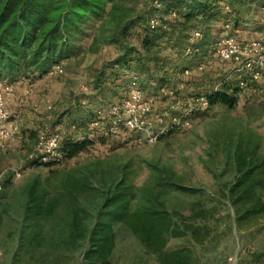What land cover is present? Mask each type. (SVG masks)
I'll list each match as a JSON object with an SVG mask.
<instances>
[{"label": "rangeland", "instance_id": "rangeland-1", "mask_svg": "<svg viewBox=\"0 0 264 264\" xmlns=\"http://www.w3.org/2000/svg\"><path fill=\"white\" fill-rule=\"evenodd\" d=\"M118 2L138 12L158 8L155 0ZM223 26L221 18L209 22L213 44L197 56L189 55L177 35L169 45L140 51L159 64L149 63L136 75L133 69L110 72L107 63L119 50L101 44L90 49L89 39L82 53L63 64L62 73L0 81V90L13 89L7 107L18 128L0 142V264H82L107 198L123 179L134 193L129 213L157 206L206 231L203 242L171 243L190 247L198 264H231L238 247L264 252V78L253 80L216 59ZM228 33L240 45L264 38V14L242 7L238 25ZM92 35L97 36L96 27ZM126 42L138 48L134 39ZM133 80L140 90L131 109L135 125L123 123L131 116L126 111L122 129L110 127L106 139H95L72 159L32 165L43 137L57 133L62 142L104 133L106 121L88 125L92 114L105 118L114 106L123 108ZM222 83L231 86L229 93L240 89L232 108L193 103L197 94L221 89ZM143 103L149 106L145 115L138 109ZM178 186L197 191L183 193ZM33 189L54 201L50 217L25 218ZM252 209L260 213L246 215ZM199 212L203 217L194 219ZM112 228L111 264L151 263L125 224L113 222Z\"/></svg>", "mask_w": 264, "mask_h": 264}, {"label": "trees", "instance_id": "trees-1", "mask_svg": "<svg viewBox=\"0 0 264 264\" xmlns=\"http://www.w3.org/2000/svg\"><path fill=\"white\" fill-rule=\"evenodd\" d=\"M118 1L0 0V81L13 82L19 77L29 76L42 79L56 73L54 68L60 66L63 69L64 63L83 52L89 39L90 49L101 44L119 50L118 56L107 63L110 72L133 69L136 75L138 70H147L149 63L159 64L157 57L143 56L140 51L147 53L165 43L169 45L172 37L177 35L183 39L189 55L197 56L200 48L208 49L213 44L214 40L209 39L210 21L221 18L224 24H230L235 30L241 19L242 7L254 6L260 12L264 9V0H155L158 8L138 12L134 7L125 8ZM95 27L97 36L92 35ZM132 30L134 32L130 33ZM220 31V34L223 33V29ZM195 33L201 38H195ZM129 37L138 43V48L128 46L126 40ZM206 55L207 51L203 57ZM132 63L135 64L133 68L130 66ZM163 82L160 85H164ZM222 85L221 89L209 88L200 92L198 97L192 98L193 103L204 98L207 107L222 105L232 108L240 89L234 87L229 93L231 86ZM195 112L193 110L191 114ZM99 121L92 114L88 125ZM102 127L109 131L112 127L110 120ZM98 131L92 133L93 138L64 139L58 148L60 159L41 162L39 152L32 165L49 166L72 159L86 150L95 139L107 138L108 133ZM176 189L183 193L197 191L179 186ZM133 197L132 187L127 180H121L100 213L82 264H111L109 257L114 246L113 222L128 227L144 251L152 256L150 264H198L190 247L171 243L185 238L195 243L203 242L206 231L194 227L190 220L175 218L173 213L157 206H145L129 213L128 207ZM53 211L54 201H46L43 192L33 189L25 218L50 217ZM203 213H196L194 219L203 217ZM259 213L252 209L246 215Z\"/></svg>", "mask_w": 264, "mask_h": 264}, {"label": "built area", "instance_id": "built-area-1", "mask_svg": "<svg viewBox=\"0 0 264 264\" xmlns=\"http://www.w3.org/2000/svg\"><path fill=\"white\" fill-rule=\"evenodd\" d=\"M225 10H227V7H225ZM261 13L264 14V9H261ZM223 27L224 35L220 41L216 42L214 48V55L216 59L221 63H230L239 67V71L247 73V75L253 80L264 78V38L252 41L250 44L240 45L237 43L236 38L231 33H228L232 28L231 25L227 23L224 24ZM194 37L200 38V35L195 33ZM198 69L200 70L201 68L199 67ZM54 71L56 73H62V68L60 66H56ZM185 72L188 73L187 71ZM242 84L243 83H241V85ZM129 89L130 98L122 106L123 108L114 106L108 116L106 115L105 118H99L97 116L98 119L106 122L107 120H110L112 127L115 126L118 129L123 125L121 115L128 111L127 114L131 112V116H129L127 121L124 120L123 123L127 126L135 125L136 117L134 111L131 109L135 104L139 103L140 90L136 87V82L134 80L130 82ZM12 93L13 89L9 86H5L2 90H0V142L11 139L12 135L17 134L18 132L17 126L10 121V113L7 107ZM196 102L200 107H207V101L204 98H200ZM138 109L141 110L142 115L149 112V106L147 103L139 105ZM193 110L194 108L189 111L191 112ZM97 123L98 122H93L91 125H96ZM104 133L107 134V131L104 130ZM60 142L61 137L57 133L41 138L38 148L41 155V162L61 158L58 152ZM1 256L2 253L0 251V258Z\"/></svg>", "mask_w": 264, "mask_h": 264}, {"label": "crops", "instance_id": "crops-1", "mask_svg": "<svg viewBox=\"0 0 264 264\" xmlns=\"http://www.w3.org/2000/svg\"><path fill=\"white\" fill-rule=\"evenodd\" d=\"M228 260L231 261V264H264V252L253 249L246 252L238 247Z\"/></svg>", "mask_w": 264, "mask_h": 264}]
</instances>
